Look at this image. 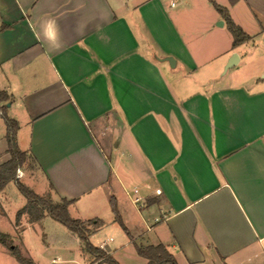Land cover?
<instances>
[{"label":"crops","instance_id":"obj_1","mask_svg":"<svg viewBox=\"0 0 264 264\" xmlns=\"http://www.w3.org/2000/svg\"><path fill=\"white\" fill-rule=\"evenodd\" d=\"M181 1L192 27L164 0H0L6 113L37 194L103 221L91 236L114 199L131 238L100 242L113 257L264 264V0H213L250 37L235 47L211 0Z\"/></svg>","mask_w":264,"mask_h":264},{"label":"rangeland","instance_id":"obj_2","mask_svg":"<svg viewBox=\"0 0 264 264\" xmlns=\"http://www.w3.org/2000/svg\"><path fill=\"white\" fill-rule=\"evenodd\" d=\"M142 1L138 0V2ZM171 3L176 6L172 9L182 8L183 13L180 20L187 21V23L192 21L191 11L193 8L189 7V4L185 8L186 5L184 6L181 0H164V6L168 10H171ZM190 25L192 27V23ZM115 155L114 152L113 156ZM36 173V167L30 160H27L23 167L17 169L15 177L31 190L39 193L41 186H32L36 182ZM39 195L46 196V194ZM26 203L27 199L19 191L15 182L12 181L0 189V232L9 235V243L16 246L23 257L31 260L34 264H91L93 257L83 249V241L63 224L51 217L41 222L31 221L27 212L17 220L18 212L23 209ZM75 214V212L70 213L72 217L76 218ZM119 231H121L119 224L106 225L97 234L92 236L90 234V241L98 246L102 240L112 237L114 242L110 244H118L120 235H122ZM114 257L121 258V264H136L127 256L116 255ZM0 264L21 263L7 247L0 244Z\"/></svg>","mask_w":264,"mask_h":264},{"label":"trees","instance_id":"obj_3","mask_svg":"<svg viewBox=\"0 0 264 264\" xmlns=\"http://www.w3.org/2000/svg\"><path fill=\"white\" fill-rule=\"evenodd\" d=\"M213 2V0H211ZM216 10L226 19L227 26L233 37V46H238L247 41L250 37L230 18L228 11L214 3ZM2 25L1 28H5ZM10 95L0 89V116H2L6 123V139L8 142L7 152L10 155L8 161L0 165V189L4 188L8 183L15 182L19 191L27 199L26 205L17 214V220L20 219L23 213L27 212L31 221H40L45 216H50L52 219L66 226L73 231L84 243V250L93 257V264H120L112 255L108 254L102 248L91 243L89 235L99 228L103 221L100 219L81 220L70 215L69 205L72 201L62 199L60 202H53L50 195L42 196L25 186L18 179H16V171L18 168L24 166L29 155L26 151L20 149L17 143V134L19 124L17 120L9 117L6 113V104L10 102ZM111 207L114 213L115 221L121 228L131 235L125 226L122 217L120 216L116 202L111 200ZM0 244L7 247L10 252L16 257L21 264H34L31 260L26 259L21 255L20 250L9 243V235L0 232ZM137 253L147 259V264H179L175 255L171 252L169 247L164 244L157 245H137Z\"/></svg>","mask_w":264,"mask_h":264},{"label":"water","instance_id":"obj_4","mask_svg":"<svg viewBox=\"0 0 264 264\" xmlns=\"http://www.w3.org/2000/svg\"><path fill=\"white\" fill-rule=\"evenodd\" d=\"M219 24L222 25L223 22L220 21ZM237 59H238V55H237L236 53L233 54V55H232V59H231V61L228 63V67H230V66H232L233 64H235ZM166 60L169 61L171 65H172V63L174 64V59H173L172 57H167Z\"/></svg>","mask_w":264,"mask_h":264},{"label":"built area","instance_id":"obj_5","mask_svg":"<svg viewBox=\"0 0 264 264\" xmlns=\"http://www.w3.org/2000/svg\"><path fill=\"white\" fill-rule=\"evenodd\" d=\"M0 113H1V111H0ZM134 193L138 194V190L136 189V190L134 191ZM134 202H135V203H138V204H143V200H142V198L139 197V196H136V197L134 198Z\"/></svg>","mask_w":264,"mask_h":264}]
</instances>
